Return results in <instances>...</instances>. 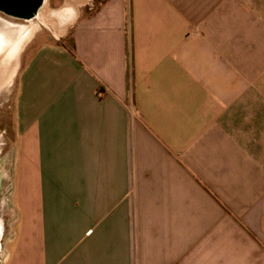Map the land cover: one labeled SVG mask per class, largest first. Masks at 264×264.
Segmentation results:
<instances>
[{
  "label": "crops",
  "instance_id": "0c3cea01",
  "mask_svg": "<svg viewBox=\"0 0 264 264\" xmlns=\"http://www.w3.org/2000/svg\"><path fill=\"white\" fill-rule=\"evenodd\" d=\"M32 12L0 264H264V0Z\"/></svg>",
  "mask_w": 264,
  "mask_h": 264
},
{
  "label": "rangeland",
  "instance_id": "374dc122",
  "mask_svg": "<svg viewBox=\"0 0 264 264\" xmlns=\"http://www.w3.org/2000/svg\"><path fill=\"white\" fill-rule=\"evenodd\" d=\"M54 6V5H53ZM6 19L0 15V19ZM10 29L11 33H14L10 41H13V45L21 39L20 44L24 41L25 35L29 29L27 27L21 26H5L3 29ZM34 29V28H33ZM7 31V32H9ZM36 31V28L34 29ZM33 31V33H34ZM9 32V33H10ZM20 44L13 46V49L9 53H4L6 56V62L3 64L2 72H4L3 77L0 79V148L3 142L2 132L5 131L6 134L10 133L12 130L13 121V105L16 97V82L18 72L20 70V53L22 49H19ZM3 55V54H2ZM4 137L7 135H3Z\"/></svg>",
  "mask_w": 264,
  "mask_h": 264
},
{
  "label": "bare ground",
  "instance_id": "6f19581e",
  "mask_svg": "<svg viewBox=\"0 0 264 264\" xmlns=\"http://www.w3.org/2000/svg\"><path fill=\"white\" fill-rule=\"evenodd\" d=\"M9 30H10L9 28L8 29H6V28L3 29V26H0V79L4 75V72H2V67H3V64H5V62H6V56H7L4 53H9L11 51V49H13V46H15V45L17 46L18 44H20L19 42H21V39H19L18 43L16 42L13 45V41L11 42L10 39L13 37L14 33H11ZM7 31H9L10 33L7 32ZM33 31H34V29L31 28V29H29V31L26 34H24L25 35V39L20 44L19 49L23 48L25 43L32 36ZM36 34H35V36H36Z\"/></svg>",
  "mask_w": 264,
  "mask_h": 264
},
{
  "label": "water",
  "instance_id": "95a60500",
  "mask_svg": "<svg viewBox=\"0 0 264 264\" xmlns=\"http://www.w3.org/2000/svg\"><path fill=\"white\" fill-rule=\"evenodd\" d=\"M43 0H18L17 2H22L25 3L27 5H31L30 7H28L30 9V11H17V10H9L6 8V4L8 3H12L15 2V0H0V11H2L3 13H6L8 15H19V16H23V18L29 20L32 16V14L34 12L35 8H38L41 4ZM8 26L9 24H7L4 20L0 19V26ZM10 26V25H9Z\"/></svg>",
  "mask_w": 264,
  "mask_h": 264
},
{
  "label": "flooded vegetation",
  "instance_id": "af4514ba",
  "mask_svg": "<svg viewBox=\"0 0 264 264\" xmlns=\"http://www.w3.org/2000/svg\"><path fill=\"white\" fill-rule=\"evenodd\" d=\"M18 0H15V2H12V3H8L6 4V8L9 9V10H17V11H21L22 9H25V8H28L30 7L31 5H27L25 3H22V2H17ZM0 15L1 16H10L6 13H3L2 11H0ZM12 15V14H11ZM12 16H16V15H12Z\"/></svg>",
  "mask_w": 264,
  "mask_h": 264
}]
</instances>
